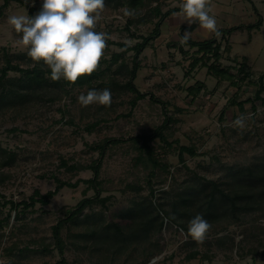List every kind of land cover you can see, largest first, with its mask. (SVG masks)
I'll list each match as a JSON object with an SVG mask.
<instances>
[{
	"label": "rangeland",
	"instance_id": "obj_1",
	"mask_svg": "<svg viewBox=\"0 0 264 264\" xmlns=\"http://www.w3.org/2000/svg\"><path fill=\"white\" fill-rule=\"evenodd\" d=\"M123 1L127 0H105L96 31L107 34L101 59L110 60L114 54H122L131 69L135 52L128 48L153 32L160 20L154 9L160 6L164 14L181 8L183 0H143L144 6L138 11L132 10L133 16L125 14V9L130 7L119 3ZM209 2L218 30L256 24L263 19L260 30L230 36L231 51H224L222 59L216 62L225 69L236 65L234 60L241 63L247 57L249 69L258 80L264 71V0ZM4 3L5 0H0V69L7 58L18 67H33L36 61L28 55L27 47L20 40L22 33L15 31L8 17L35 15L41 0H36L35 5L32 0L11 1L3 8ZM192 24L184 21L182 12L169 17L161 26L160 37L143 52L135 84L140 92L149 95L137 101L136 107L132 106L135 94L123 86L129 75L125 69L114 73L117 65H113L111 75L120 86H107V78L94 81L97 82L95 89L111 90L109 106H82L78 97L88 90L71 86L64 91L48 87L28 91L29 101L12 97V101L0 102V196L4 197L0 200L30 203L36 191L43 195L54 191L59 184L56 179L76 185L60 189L48 205L36 202L28 208L19 207L17 219L11 205L0 207L3 222L0 264H264V204L238 214L222 209L218 211L221 216L213 219L206 217L203 201L180 217L173 210L175 205L181 209L179 200L190 187L204 183L201 177L231 192L237 185L233 173L256 165L264 167V105L256 101L241 110L230 104L238 88L229 86L228 82L217 85L218 80L206 67L199 66L188 73L195 49L184 44L180 29ZM207 31L199 24V28L187 32L191 39L204 41L214 35ZM180 45L188 51L187 55L180 50ZM231 72L238 75L237 70ZM9 78H20V73H10ZM197 82H202L204 88L193 100L188 89ZM258 87L243 85L239 101L253 98ZM150 94L166 103L164 109L162 104L151 101ZM241 116L246 122L243 129L233 124ZM167 117L171 122L164 129V135L172 146L164 145L160 138L152 142L163 163L168 165L167 170L138 169L137 151L127 141L108 147L100 169V192L90 187L87 182L94 177L90 166L101 158L95 149L97 145L111 138L128 140L151 135L163 126ZM91 125L95 127L88 132L87 127ZM182 146L194 148L196 156L185 154L181 161ZM2 150L14 155L9 165L2 163ZM152 171L154 177L150 175ZM151 187L156 190L155 214L163 208L187 228L197 214L209 221L212 227L203 242L193 240L188 230L166 219L162 212L152 232L141 233L140 219L127 215L130 211L137 213L140 206L148 207ZM97 193L100 199H106L105 204L94 201L75 221L64 223L60 234L65 247L61 255L55 246L53 227L66 217L67 211ZM200 198L203 200L204 195ZM8 214L11 216L5 221ZM161 220L164 227L159 232L157 226ZM111 224L120 226L122 233L115 234L114 227H109ZM10 248L12 252L8 253ZM195 253V258H188Z\"/></svg>",
	"mask_w": 264,
	"mask_h": 264
},
{
	"label": "trees",
	"instance_id": "obj_2",
	"mask_svg": "<svg viewBox=\"0 0 264 264\" xmlns=\"http://www.w3.org/2000/svg\"><path fill=\"white\" fill-rule=\"evenodd\" d=\"M11 1H16L22 3V0H5L3 8L8 7ZM112 1V0H109ZM124 5L130 7L133 11H138L140 7L144 6L143 0H127L126 2H119ZM156 16L160 18L159 22L156 23V26L153 32L147 36H142V41L137 43L134 47L128 48V51L133 50L134 56L132 57V68H129V64L123 59L122 54H114L110 60L108 59H101L98 67L94 70L91 74H84L78 77L77 81L69 82L63 78L59 80H54L50 76V69L49 67L43 63V61H36V65L33 67L28 68H21L12 63V60L7 58L5 62V66L0 69V102L6 103L8 100L12 101V97H17L19 101H29L30 94L28 91H36V89L42 88H50V90L55 89L57 90H66L67 86L76 87L79 89H93L97 82H94L99 79L107 78V86H120L115 78V76L111 73L113 65H117V68L114 73H121L123 69L129 75L128 80L123 85L127 88L131 93L135 94L134 101H132V106L136 107L137 101L144 100L148 97V93H142L137 88L135 84V79L137 78V73L141 68V61L140 57L143 52L147 49L151 42L158 39L161 35V26L163 25L164 21L167 20L169 17L182 12L181 8H175L167 11L166 13L162 14L160 6H157L155 9ZM32 13V9H30V14ZM142 24L143 22L140 21ZM132 21L127 26L128 31H130V25ZM263 25V19L260 20L256 24L250 25H240L229 29H220L219 34L213 35L212 38L204 41H195L189 38L185 41V45L190 46V48L195 49V52L191 54L192 62L190 63V71L188 72L191 74L197 67H206L209 73L214 76L218 80L217 85L224 84L228 82L229 86H233L238 88V92L232 97L230 100L231 105H235L244 110V106L246 104L252 103L254 104L256 101H260L261 104L264 105V97L262 94L264 93V71L258 80L254 79V72L250 71V67L248 66V58L243 57V62L239 63L237 60H234L237 63L234 66H228L225 69H221L216 62L222 59V53L224 51L230 52L231 51V41L230 36L235 33L249 31L250 33L254 31H258L261 29ZM197 28V22L193 23L189 27H182L180 30L182 31L181 34L183 36V31H194ZM136 37V34H132ZM138 37V36H137ZM139 38V37H138ZM219 38H221L219 40ZM122 45V44H121ZM177 45V44H175ZM224 45V46H223ZM224 47V48H223ZM180 50L187 55V52L180 45ZM190 54V53H189ZM213 62L212 64H209ZM237 70L238 75L233 74L232 70ZM10 73H20V78H16L10 80L9 75ZM259 85L258 90L253 98H247L246 100L239 101L240 92L242 91L243 85ZM124 87H122L124 89ZM204 88V84L202 82H197L196 86L191 87L188 89L189 95L193 96V100L197 99L200 96L202 89ZM68 93V92H67ZM150 99L154 103L162 104L163 109L166 106L165 102L157 99L153 94H150ZM253 109L255 110V105H253ZM166 110V109H165ZM171 122V118L167 117L163 126L156 128L153 134L148 136H136L130 139H108L103 141L101 144L97 145L95 149H97L100 153V160L95 163L94 165L90 166V168L94 172V177L91 180H88V184L91 188H94L99 193L102 183L99 180L100 169L102 166V159L106 154L108 147L119 145L122 143H127V141L131 142L132 145L135 147L138 156L136 157L135 166L139 169V167H143L146 171L147 170H154V168H164L167 170L168 165L163 163V158L157 153V148L154 147L153 141L156 138H160V141L167 145L168 147L172 146L169 143L164 135V129ZM95 125H91L87 127L88 132H92ZM190 154L191 156H196V152L194 148L182 146L180 148L179 158L181 161H184V155ZM3 155V165H9L14 161V155L6 154V151L2 150ZM65 165V164H64ZM154 177V172L152 171L150 174ZM232 178H235V183L237 185L233 190L230 192L229 190L223 189L221 184L209 180L207 181L204 177H201V181L204 182L199 187H190V190L185 192V194L180 198L179 205L181 209H178L179 206L175 205L173 210L174 213L180 216H183L185 213H189L191 209L196 205L197 202H202V204H206L207 210V218H217L220 217V213L218 211L225 209L233 212V214H237L244 211H253L256 210L258 207H261L264 204V167L260 165H256L254 167H246L236 173L232 174ZM58 185L54 191H49L45 195L40 194L39 191L35 192L34 196L30 197V203L26 201H22L20 203H16L14 201H5L2 202L0 200V207H5L8 204L11 205V209L16 211V218L19 217L18 209L19 207L23 206L24 208H28L30 205H34L36 202H41L43 205H48L50 201L55 197L58 191L65 186L68 187H76L75 184L62 182L58 179ZM152 180H150L149 184L152 186ZM156 190L151 187L150 196L151 199L149 201V205L147 206H140L139 211L137 213L130 211L127 215L128 217L137 216L140 219V225L143 227L141 231L142 234L151 233L152 228L158 221V217L160 216L159 213H163L169 221L178 225L183 230H188L187 225L184 223H178L176 217L171 216L168 211H165L162 206L161 211L155 214V211L158 209L157 205L153 203V198L156 195ZM96 194L93 198H85L83 199L75 209L69 210L66 212V217L64 219L59 220L57 225L53 227L54 231V238H55V246L59 250L60 254L63 255L64 252V242L61 238V229L64 223L69 221H75L86 209L88 205L94 203V201L99 200L102 204H105L106 199H100L99 194ZM204 195V199L206 201L201 200L200 196ZM4 198L3 196H0ZM256 204V205H254ZM140 205V204H139ZM198 209H201L198 207ZM183 211V212H181ZM11 214H8L6 220L10 218ZM2 221H0V227H2ZM178 223V224H177ZM113 226L116 230L115 234H121L122 228L117 224H111L109 227ZM108 227V228H109ZM164 227V220L158 222L157 231H161ZM8 253L12 252V248L7 250ZM196 254H191L188 256L189 259H193L196 257ZM62 263V262H61ZM7 264H21L16 262H8ZM63 264V263H62Z\"/></svg>",
	"mask_w": 264,
	"mask_h": 264
},
{
	"label": "clouds",
	"instance_id": "obj_3",
	"mask_svg": "<svg viewBox=\"0 0 264 264\" xmlns=\"http://www.w3.org/2000/svg\"><path fill=\"white\" fill-rule=\"evenodd\" d=\"M32 3L35 5L36 0ZM104 7L105 0H41L35 15H11L8 23L22 33L20 40L28 55L49 67L52 79L75 82L78 77L93 73L104 55L107 34L96 31ZM181 9L187 24L198 22L202 28L219 34L209 0H183ZM125 14L133 16L134 12L125 9ZM189 38L190 33L185 31L182 40ZM78 101L82 106H109L112 93L108 88H93L81 94ZM233 124L239 129L246 126L242 116ZM211 227L207 219L197 214L188 223V234L193 240L203 242Z\"/></svg>",
	"mask_w": 264,
	"mask_h": 264
},
{
	"label": "crops",
	"instance_id": "obj_4",
	"mask_svg": "<svg viewBox=\"0 0 264 264\" xmlns=\"http://www.w3.org/2000/svg\"><path fill=\"white\" fill-rule=\"evenodd\" d=\"M197 28H199V24H197ZM208 32V34H209V31H207ZM244 32V31H243ZM239 33V32H238ZM235 34H237V33H235Z\"/></svg>",
	"mask_w": 264,
	"mask_h": 264
}]
</instances>
